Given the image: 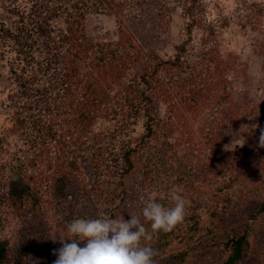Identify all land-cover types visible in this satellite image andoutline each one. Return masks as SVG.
<instances>
[{
	"label": "trees",
	"instance_id": "obj_1",
	"mask_svg": "<svg viewBox=\"0 0 264 264\" xmlns=\"http://www.w3.org/2000/svg\"><path fill=\"white\" fill-rule=\"evenodd\" d=\"M8 2L10 23L0 24V44L15 85L8 96L17 108L8 124L23 131L22 158L0 144V220L5 212H25L32 222L13 253L0 239V264H41L35 257L43 238L38 213L48 203L66 204L72 220L133 211L149 227L141 215L144 200L154 196L171 207L170 190L185 199L186 217L173 231L142 241L158 250L156 264L242 263L253 222L264 221V110H246L250 97L234 99L230 85L240 70L233 60L205 39L188 54L189 22L174 56L162 58L127 24L140 11L151 14L152 0ZM194 7L181 6L193 22ZM94 15L115 19L112 37L107 31L88 35L87 19ZM228 69L236 70L233 80ZM180 110L182 118L201 120L196 143L184 135L170 140ZM239 124L248 130L241 151L220 149L218 155L217 146ZM240 180H254L255 187ZM234 197L239 204L231 215L240 209L241 219L228 223Z\"/></svg>",
	"mask_w": 264,
	"mask_h": 264
},
{
	"label": "rangeland",
	"instance_id": "obj_2",
	"mask_svg": "<svg viewBox=\"0 0 264 264\" xmlns=\"http://www.w3.org/2000/svg\"><path fill=\"white\" fill-rule=\"evenodd\" d=\"M8 1L0 0V24L2 22L10 23ZM152 1L151 14L147 16L145 11L144 13L140 11L137 16L127 21L133 34L140 41L151 43L162 58L173 57L177 52L178 44L187 38L185 32L187 22L193 23L192 38L186 43L188 54L194 56L203 39L208 41L209 45L217 47L221 52V57L232 59L235 63V69L240 70L236 78L237 81L232 82L230 85L234 99L241 101L244 97H250L251 102L245 104L246 110L251 107L256 111L264 110V9H262V7L264 8V0ZM183 3L188 5L194 3V22L191 16L183 14L181 9ZM155 9L161 13L159 16L155 13ZM115 27V19L106 15H94L87 19V33L90 37L105 31L112 37V34H115ZM210 29H213V34L208 36L207 33ZM5 44L6 42H3V45ZM1 49L0 44V144L8 147L18 157L22 158L18 136L23 130L16 124H8V120L13 117V113L17 110L8 96L15 85L9 72V61L1 55ZM9 57L10 54L8 53L7 58ZM235 72L236 70H226V74L231 80L234 79ZM20 104H22V101H20ZM201 110H204V107ZM181 111L175 112L174 127L171 126L172 130H168L170 140L184 135L191 138L189 139L190 142L196 143V133L201 125V120L191 117L182 118L180 116ZM252 116L251 114L245 118H251ZM141 128V125L137 126L138 130H141ZM262 128L264 129V127ZM247 133L248 130L239 124L236 131L229 132L225 144L222 147L217 146L215 151L218 152V155H220V149L221 154L237 150L240 152L242 143L247 138ZM209 153V148H206L204 153L206 160L210 158ZM248 159L242 161V164H245ZM240 181L242 185L250 190L255 187L254 180ZM237 199L238 197L233 198L229 210L225 214L228 223L233 220V217L237 218V222L241 219L242 212L240 209L236 211L237 216L231 215L234 206L239 204ZM65 205L48 203L45 208L41 207L39 210L38 215L41 220L40 228L43 238H41V245L37 247L35 257L41 264H54L57 259L54 252L62 247L60 243L61 234L67 231V225L72 221V212ZM131 215L138 216L133 211L125 213L122 211L120 217L124 216L125 219H130ZM1 217L0 239L9 241L10 251L13 253V250L22 239L23 227L31 225L32 219L25 212L16 216L5 212L2 213ZM253 223L252 239L250 237L251 247L244 261L237 264H264V221L259 220ZM54 237L55 239H53ZM57 237L59 238L57 239ZM80 243L79 246L83 247L86 241ZM56 244L60 245L57 246ZM210 253L218 256L217 249L211 250Z\"/></svg>",
	"mask_w": 264,
	"mask_h": 264
},
{
	"label": "clouds",
	"instance_id": "obj_3",
	"mask_svg": "<svg viewBox=\"0 0 264 264\" xmlns=\"http://www.w3.org/2000/svg\"><path fill=\"white\" fill-rule=\"evenodd\" d=\"M259 146L264 148V129L260 130ZM167 199L171 207L157 202L154 196L144 200L141 215L149 227L136 215L125 219L102 213L98 218L73 219L67 225V237L60 238L62 247L54 252V264H156L158 250L142 241H151L160 232L173 231L186 217L182 195L170 190ZM66 239L72 242L67 243ZM83 241L86 243L80 247L79 242Z\"/></svg>",
	"mask_w": 264,
	"mask_h": 264
}]
</instances>
